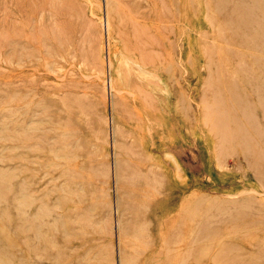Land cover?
Returning a JSON list of instances; mask_svg holds the SVG:
<instances>
[{"label":"rangeland","instance_id":"1","mask_svg":"<svg viewBox=\"0 0 264 264\" xmlns=\"http://www.w3.org/2000/svg\"><path fill=\"white\" fill-rule=\"evenodd\" d=\"M0 264H264V0H0Z\"/></svg>","mask_w":264,"mask_h":264},{"label":"bare ground","instance_id":"2","mask_svg":"<svg viewBox=\"0 0 264 264\" xmlns=\"http://www.w3.org/2000/svg\"><path fill=\"white\" fill-rule=\"evenodd\" d=\"M200 2V1H199ZM185 3V2H184ZM190 4V3H189ZM199 16V15H198ZM178 24V23H177ZM181 27V26H180ZM245 27V26H244ZM237 30V29H236ZM231 32V31H230ZM235 32V31H234ZM233 32V33H234ZM238 32V31H237ZM240 33V32H239ZM221 34V33H220ZM119 36H121L120 34H119ZM123 37V36H122ZM120 38V37H119ZM124 50V49H123ZM122 51V50H121ZM140 52V51H139ZM123 54H124V52H122ZM106 54V53H105ZM108 54V53H107ZM119 54V53H118ZM117 54V55H118ZM132 54V53H131ZM130 54V55H131ZM128 55V54H127ZM133 55V54H132ZM115 56V55H114ZM138 56V55H137ZM113 57V56H112ZM117 57V56H116ZM120 57H122V56H120ZM119 57V58H120ZM141 57H142V55H141ZM123 58V57H122ZM121 59V58H120ZM120 59H118V60H120ZM145 59V58H144ZM142 59H140L139 61H141ZM114 61V60H113ZM115 61H117V59L115 60ZM121 61H123L122 59H121ZM144 61V60H143ZM108 62V61H107ZM117 63H118V61H117ZM119 63H121V62H119ZM118 63V64H119ZM110 64V63H109ZM108 64V65H109ZM122 65H124L125 67H126V71H127V69L128 70H130V71H133L134 73H135V76L138 78V79H142V83H143V81H145V80H147V78H149V77H152V78H154L155 80H157V82H158V84H160V83H162L163 81H162V79L160 78V76H153V74L141 63V62H138V60H137V62L136 61H133V60H128V59H124V62L122 63ZM149 65H151V64H149ZM151 66H153V65H151ZM238 66V65H237ZM245 67V65H242V68H244ZM60 67V66H59ZM116 67V66H115ZM120 68H121V65H120ZM226 68V67H225ZM117 69V68H116ZM227 69V68H226ZM155 70V69H154ZM157 70V69H156ZM119 71H120V69H119ZM113 72V71H112ZM241 72V71H240ZM247 72V71H246ZM132 73V72H131ZM130 73V74H131ZM108 74V73H107ZM117 74H119L118 72H117ZM133 74V73H132ZM161 74H162V72H161ZM183 74V73H182ZM162 76V75H161ZM209 76V75H208ZM34 79V78H33ZM118 79H119V77H118ZM122 79H123V77H122ZM129 80V79H128ZM149 80H150V78H149ZM152 81V80H151ZM147 82V81H146ZM233 82V81H232ZM122 83H124V82H122ZM113 84V83H112ZM144 84H145V82H144ZM143 84V85H144ZM116 85V84H115ZM146 85H148L150 88H151V90L153 91L154 89H157V88H155L154 86H153V84L151 85L150 83H148V84H146ZM116 86H118V85H116ZM128 88V87H127ZM160 89V88H159ZM148 90V89H147ZM150 90V91H151ZM114 91V90H113ZM129 91V90H128ZM118 92V91H117ZM122 92V91H121ZM159 92H160V90H159ZM165 93H167L168 91L167 90H165L164 91ZM116 93V92H115ZM152 93V92H151ZM137 100V99H136ZM142 109V108H141ZM134 110V109H133ZM136 111V110H135ZM137 112V111H136ZM113 113V112H112ZM112 122V121H111ZM236 133V132H235ZM241 155V154H240ZM161 166V165H160ZM164 166V165H163ZM171 167H173V166H171ZM163 238V237H162ZM161 241V240H160ZM153 245V244H152Z\"/></svg>","mask_w":264,"mask_h":264}]
</instances>
